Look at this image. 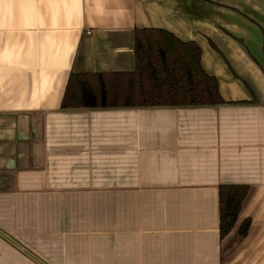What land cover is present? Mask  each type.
Wrapping results in <instances>:
<instances>
[{
  "label": "crops",
  "instance_id": "1",
  "mask_svg": "<svg viewBox=\"0 0 264 264\" xmlns=\"http://www.w3.org/2000/svg\"><path fill=\"white\" fill-rule=\"evenodd\" d=\"M144 28L196 43L225 104L62 108ZM0 264H264V0H0Z\"/></svg>",
  "mask_w": 264,
  "mask_h": 264
},
{
  "label": "trees",
  "instance_id": "2",
  "mask_svg": "<svg viewBox=\"0 0 264 264\" xmlns=\"http://www.w3.org/2000/svg\"><path fill=\"white\" fill-rule=\"evenodd\" d=\"M135 68L129 72L72 73L62 108L128 109L216 107L225 104L216 77L202 65V49L162 29H136ZM248 187L220 188L221 235L236 227ZM251 222L239 234L246 237Z\"/></svg>",
  "mask_w": 264,
  "mask_h": 264
}]
</instances>
